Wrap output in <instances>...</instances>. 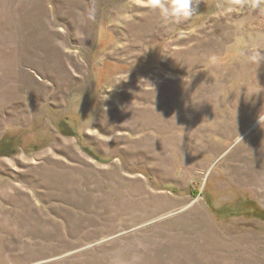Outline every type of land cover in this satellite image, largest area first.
Wrapping results in <instances>:
<instances>
[{"label": "rangeland", "instance_id": "obj_1", "mask_svg": "<svg viewBox=\"0 0 264 264\" xmlns=\"http://www.w3.org/2000/svg\"><path fill=\"white\" fill-rule=\"evenodd\" d=\"M149 3L0 0V264H264V0Z\"/></svg>", "mask_w": 264, "mask_h": 264}, {"label": "clouds", "instance_id": "obj_2", "mask_svg": "<svg viewBox=\"0 0 264 264\" xmlns=\"http://www.w3.org/2000/svg\"><path fill=\"white\" fill-rule=\"evenodd\" d=\"M199 4L197 0H150L149 8L164 20L180 23L190 20L196 13ZM89 20L95 19V13L90 12ZM257 63L264 59V55L256 52Z\"/></svg>", "mask_w": 264, "mask_h": 264}, {"label": "trees", "instance_id": "obj_3", "mask_svg": "<svg viewBox=\"0 0 264 264\" xmlns=\"http://www.w3.org/2000/svg\"><path fill=\"white\" fill-rule=\"evenodd\" d=\"M11 147V143L9 141H7L6 139L2 138L0 140V156H7L6 152L9 150V148ZM88 155L92 156L93 158L99 160V158L94 155V153L92 151H90L89 148L84 147L83 149ZM175 192V191H174ZM216 214H218L219 216H221L222 214H224V211L222 208H218L215 210Z\"/></svg>", "mask_w": 264, "mask_h": 264}]
</instances>
